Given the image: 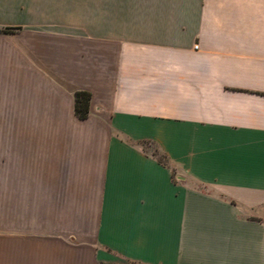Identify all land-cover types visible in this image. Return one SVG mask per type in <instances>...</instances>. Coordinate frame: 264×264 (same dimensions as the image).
Masks as SVG:
<instances>
[{
	"label": "crops",
	"instance_id": "1",
	"mask_svg": "<svg viewBox=\"0 0 264 264\" xmlns=\"http://www.w3.org/2000/svg\"><path fill=\"white\" fill-rule=\"evenodd\" d=\"M80 4L0 0V264H264V0Z\"/></svg>",
	"mask_w": 264,
	"mask_h": 264
},
{
	"label": "trees",
	"instance_id": "2",
	"mask_svg": "<svg viewBox=\"0 0 264 264\" xmlns=\"http://www.w3.org/2000/svg\"><path fill=\"white\" fill-rule=\"evenodd\" d=\"M92 94L87 90L76 92V113L79 118H87L90 110Z\"/></svg>",
	"mask_w": 264,
	"mask_h": 264
},
{
	"label": "rangeland",
	"instance_id": "3",
	"mask_svg": "<svg viewBox=\"0 0 264 264\" xmlns=\"http://www.w3.org/2000/svg\"><path fill=\"white\" fill-rule=\"evenodd\" d=\"M80 3H84V0H79V9H82L83 6Z\"/></svg>",
	"mask_w": 264,
	"mask_h": 264
},
{
	"label": "built area",
	"instance_id": "4",
	"mask_svg": "<svg viewBox=\"0 0 264 264\" xmlns=\"http://www.w3.org/2000/svg\"><path fill=\"white\" fill-rule=\"evenodd\" d=\"M196 47H197V45H196Z\"/></svg>",
	"mask_w": 264,
	"mask_h": 264
}]
</instances>
